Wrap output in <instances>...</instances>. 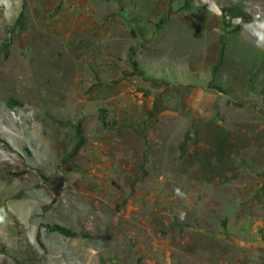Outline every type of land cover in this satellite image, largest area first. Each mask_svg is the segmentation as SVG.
Returning <instances> with one entry per match:
<instances>
[{"label":"rangeland","instance_id":"374dc122","mask_svg":"<svg viewBox=\"0 0 264 264\" xmlns=\"http://www.w3.org/2000/svg\"><path fill=\"white\" fill-rule=\"evenodd\" d=\"M256 1L0 0V264H264Z\"/></svg>","mask_w":264,"mask_h":264},{"label":"trees","instance_id":"16d2710c","mask_svg":"<svg viewBox=\"0 0 264 264\" xmlns=\"http://www.w3.org/2000/svg\"><path fill=\"white\" fill-rule=\"evenodd\" d=\"M50 229L53 231H57L66 237H77L78 236V234L76 232H74L68 228L59 226V225L50 226Z\"/></svg>","mask_w":264,"mask_h":264},{"label":"bare ground","instance_id":"6f19581e","mask_svg":"<svg viewBox=\"0 0 264 264\" xmlns=\"http://www.w3.org/2000/svg\"><path fill=\"white\" fill-rule=\"evenodd\" d=\"M256 1V0H255ZM260 2H264V0H259ZM257 2V1H256ZM259 33L264 37V28L260 29Z\"/></svg>","mask_w":264,"mask_h":264}]
</instances>
